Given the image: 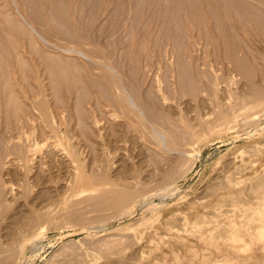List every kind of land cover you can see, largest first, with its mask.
<instances>
[{
	"label": "rangeland",
	"instance_id": "obj_1",
	"mask_svg": "<svg viewBox=\"0 0 264 264\" xmlns=\"http://www.w3.org/2000/svg\"><path fill=\"white\" fill-rule=\"evenodd\" d=\"M217 1L0 0V264L264 260V12Z\"/></svg>",
	"mask_w": 264,
	"mask_h": 264
},
{
	"label": "bare ground",
	"instance_id": "obj_2",
	"mask_svg": "<svg viewBox=\"0 0 264 264\" xmlns=\"http://www.w3.org/2000/svg\"><path fill=\"white\" fill-rule=\"evenodd\" d=\"M17 1V0H16ZM192 1H194V0H192ZM196 1H200V2H198V4L196 3V2H192L193 4H190V3H188L189 2V0H188V2H187V0H140V4H141V10H142V12H154V10L156 9H158L159 11H160V9H161V11L163 10V11H165V10H168V11H183V12H189V10L191 9V10H193V7H195V10H197L199 7H200V9L201 10H204V11H207L208 10V8H211V10L212 9H216V8H218V7H222V5H221V2L222 1H220V3L217 1V0H196ZM232 1V0H231ZM234 1V0H233ZM232 1V2H233ZM239 1V3H240V0H238ZM238 1H234V3H236V6L239 4V3H237ZM244 1V0H243ZM245 1H249L248 2V4H253L254 6H250L249 5V9H250V11L252 12V8L254 9V10H257L258 9V11H259V8L264 12V0H245ZM8 2L9 1H7V4H8ZM11 3H12V1H10ZM14 2V1H13ZM251 2V3H250ZM17 3V2H16ZM15 3V4H16ZM20 3H21V1H20ZM195 3L197 4V7L195 6ZM246 4H247V2H245ZM6 4V3H5ZM243 4V2H241V6L239 5V10L241 11V9H242V7H243V9L245 10V6H243L242 5ZM246 4H244V5H246ZM247 4V5H248ZM11 5H13V4H11ZM17 5H18V3H17ZM235 5V4H234ZM210 6V7H209ZM213 7V8H212ZM236 7V8H237ZM247 7V6H246ZM197 8V9H196ZM235 8V9H236ZM199 9V10H200ZM242 9V10H243ZM249 9H247V10H249ZM22 10V9H21ZM155 10V11H156ZM157 10V11H158ZM210 10V9H209ZM208 10V11H209ZM238 10V11H239ZM156 11V12H157ZM160 11V12H161ZM236 11V10H235ZM237 11V12H238ZM250 11H248V15H250ZM242 12V11H241ZM241 12H238V13H240L241 14ZM261 12V11H260ZM147 13H145L146 15H147ZM244 12H242V14H243ZM245 13H246V10H245ZM23 14H24V12H23ZM262 14V13H261ZM244 15V14H243ZM247 15V14H246ZM23 16V15H22ZM241 17V16H240ZM249 17V16H248ZM251 17H253V16H251ZM28 18V17H27ZM151 18V17H150ZM155 19V18H154ZM249 19V18H248ZM246 20V19H245ZM251 20V19H250ZM250 20H249V22H250ZM246 21H248V20H246ZM254 21H255V19H254ZM250 23H252V22H250ZM249 23V24H250ZM251 25H255V24H251ZM121 97V96H120ZM122 101V100H121ZM123 101H125L124 99H123ZM161 135V134H160ZM167 135H168V133H167ZM170 136V135H169ZM172 136V135H171ZM170 136V137H171ZM168 137V136H167ZM161 139V138H160ZM162 139H164L163 138V136H162ZM162 139H161V141H162ZM186 159V158H185ZM161 187V186H160ZM158 190V189H157ZM159 191H160V195H161V197L160 198H162V197H166L167 195H173L176 191H178V189L174 186V185H172L171 183L170 184H164L161 188H159ZM157 193V192H156ZM133 194H134V192H133ZM157 195H158V193H157ZM156 195V196H157ZM160 195H158V196H160ZM134 196V195H133ZM135 196H137V195H135ZM134 196V197H135ZM132 198V193L131 194H126V195H124L123 194V197H121V199H119V202L117 203V205L119 206V204H121V203H123V202H126V201H128L129 199H131ZM156 199V198H155ZM164 199V198H163ZM131 201V200H130ZM129 201V202H130ZM162 200H152L151 202H149V201H146V205L148 206V205H150V203L151 204H153V205H158V203H160ZM145 205V206H146ZM123 206H124V204H123ZM115 207H116V205H115ZM131 213V211L129 210V211H127L126 212V214H130ZM125 214V215H126ZM257 219H260V222L259 223H257V224H252V223H250V225L247 227L246 226V224H244V223H242L243 224V226H246V227H244V228H246V229H248L246 232L253 238H251L252 240H254V243H256V242H259V243H257L258 245H260V246H263L262 248H264V245H262V244H264V243H262V242H264V218H257ZM257 219H255V220H257ZM145 220V219H144ZM143 220V224L145 223V222H147L146 220L144 221ZM140 221H141V219H140ZM263 221V222H262ZM252 222V221H251ZM253 222H254V220H253ZM140 223V222H139ZM141 223V224H142ZM255 223V222H254ZM235 224V223H234ZM241 224V223H240ZM242 224H241V226H242ZM252 224V225H251ZM140 225V224H139ZM99 226V225H98ZM97 226V227H98ZM242 228V227H241ZM241 228H238V229H241ZM243 230V229H242ZM245 230V229H244ZM233 233H235V235L233 234V237L235 238V239H238V240H246V238H245V233H239V232H237V231H233ZM36 239H38L37 237H35V239H32V240H35L36 241ZM255 239H257V240H255ZM260 241H262V242H260ZM34 242V241H33ZM35 243V242H34ZM262 243V244H261ZM35 245H36V243H35ZM259 246V247H260ZM261 250H263V249H261ZM260 251V250H259ZM263 253H264V251H263ZM255 254V258L256 259H258V257H257V255H256V253H254ZM254 254H252V255H254ZM264 255V254H263ZM262 255V256H263ZM251 258V257H250ZM254 258V257H253ZM263 258V257H262ZM256 259H255V261H256ZM264 259V258H263ZM254 261V260H253ZM262 261V262H261ZM247 262H249V261H247ZM252 262V261H251ZM257 262H258V264H259V262L260 263H264V260H262V259H259V260H257ZM209 264H215V263H209ZM255 264V263H254Z\"/></svg>",
	"mask_w": 264,
	"mask_h": 264
}]
</instances>
